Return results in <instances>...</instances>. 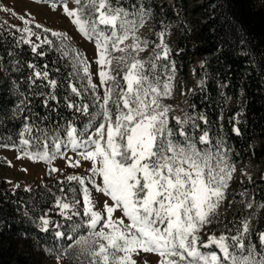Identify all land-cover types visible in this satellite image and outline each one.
Instances as JSON below:
<instances>
[{"label": "snow or ice", "instance_id": "snow-or-ice-1", "mask_svg": "<svg viewBox=\"0 0 264 264\" xmlns=\"http://www.w3.org/2000/svg\"><path fill=\"white\" fill-rule=\"evenodd\" d=\"M70 2L75 7L70 8ZM50 3L54 10L62 8L77 31L94 43L99 77V85L93 83L87 58L71 46L67 34L45 28L57 38L56 43L47 37L41 40L31 27L20 30L27 38L22 35L17 46L30 45L36 57L57 51L69 62L71 71L64 84L52 76V72L60 73L59 67L50 69L48 63L38 67L34 62L24 65L30 70L26 79L31 96L43 97L41 107L48 111L43 116L32 111L33 101L20 94L11 113L13 119L26 113L18 133V158L47 164L66 158L67 167L75 169L82 168L84 162L90 164L87 174L65 177L76 185L68 189L73 193L71 200L66 194L55 200L65 221L81 217V223L69 225L72 232L81 226L86 229L75 239L72 234L55 231L57 238L72 241L66 247L48 250L55 264H61L69 249L77 252L78 259L84 257L81 264H138L134 257L149 264L142 253L158 257L155 264H264V231L252 229L251 214L233 221L232 229L226 226L219 236L211 234L202 239L205 227L218 219L217 209L227 198L236 169L223 142L217 141L212 147L214 142L207 131L198 138L205 147H198L183 127L192 117H175L180 125L175 132L169 126L172 110L162 100L171 95L175 64L165 43L167 33H159L148 60L140 58L148 41L141 40L138 33L151 16V7L139 2L125 4L123 0ZM33 36L39 43L32 40ZM129 39L133 43L123 46ZM114 62L120 67H113ZM61 95L73 119L59 115ZM77 117L87 118L82 128L74 122ZM199 119L209 123L206 116ZM232 123L233 133L241 135L236 118ZM193 125L200 127L195 121ZM50 171L60 169L52 167ZM77 206L83 208L82 213ZM245 207L254 209V204L249 200ZM259 207L264 208V204ZM117 212L120 215H115ZM34 222L44 233L50 227H62L48 212ZM252 235L259 247L250 242ZM213 246L215 250L209 251Z\"/></svg>", "mask_w": 264, "mask_h": 264}, {"label": "trees", "instance_id": "trees-1", "mask_svg": "<svg viewBox=\"0 0 264 264\" xmlns=\"http://www.w3.org/2000/svg\"><path fill=\"white\" fill-rule=\"evenodd\" d=\"M162 1L123 0L125 4L139 2L151 7V16L156 22L154 30L158 35L149 36L153 45L159 40L161 23L167 25L173 18L177 34L168 44L173 49L170 59L178 75L185 77L188 69L193 68L201 80L200 85L195 84V91L187 95V110L180 117L192 119L183 127L197 140L203 131H207L214 143L222 141L230 163L242 171L256 167L250 181L245 180L241 188L227 194L231 208L228 218L220 226H216V222L212 224L213 234L219 236L226 226L232 229L233 221L248 214L254 217L252 229L264 231V208L259 207L264 204V0H192L194 6L188 11L190 15L172 7L169 11L170 5ZM183 3L186 2L183 0ZM22 35L25 36L19 30L0 29V150L19 146L18 133L25 123L23 116L26 113L14 119L11 113L16 110L21 93L33 101L32 111L41 116L48 111L41 107L43 97L31 96L26 79L30 70L24 65L34 62L38 67L44 63H48L50 69L59 67L60 73L52 72V76L64 84L71 71L69 62L57 51L50 50L46 57H36L30 45L17 46ZM51 40L59 43L56 38ZM43 48L48 50L47 45ZM200 61L202 66L198 65ZM59 115L73 119L64 106L62 95ZM201 116L207 117V125L200 121ZM234 118L236 126L241 128L239 136L232 131ZM194 121L199 128L194 127ZM74 122L82 128L87 118L77 117ZM171 127L177 130L180 125L173 121ZM67 185H64L61 197L72 186ZM58 191V186L57 190H52L46 186L6 188L5 182L0 184V264H36L32 252L59 249V245L69 243L57 238L55 231L72 234L73 238L86 232L83 226L76 232L69 227L72 223H81V217L65 221L58 214L55 207V200L60 198ZM241 193L246 194L241 196ZM72 196L73 193L68 191L69 200ZM249 200L254 209L245 207ZM45 212L62 227H50L49 232H41L34 221ZM250 242L259 247L255 235L250 237Z\"/></svg>", "mask_w": 264, "mask_h": 264}, {"label": "rangeland", "instance_id": "rangeland-1", "mask_svg": "<svg viewBox=\"0 0 264 264\" xmlns=\"http://www.w3.org/2000/svg\"><path fill=\"white\" fill-rule=\"evenodd\" d=\"M186 3H183V0H163L162 2H167L170 5L169 11L172 8L176 9V11L181 13H188L194 6V2L192 0H184ZM69 7H75L71 2L69 3ZM7 9V10H5ZM190 15V13H188ZM23 17V19H22ZM179 17V16H178ZM25 20L30 21L31 23L26 24ZM155 21L152 16L146 19L145 24L142 28L139 29V36L141 40L148 41V47L145 51L140 53V58L145 59L149 55L153 53V48L155 44L150 42L149 36L153 33H156L157 30H154ZM41 25L40 28L35 27V25ZM26 27H31L32 31L35 32L40 39H44L47 37L48 39L56 38L51 36L50 32H45L44 29L48 28L53 31L61 32L67 34L70 38L69 43L71 46L82 53L89 62L90 72L92 73V81L93 83L99 85V77L97 75V64L95 62L96 58V48L93 42L85 39L76 29V26L71 23V20L63 14L62 8L57 7L55 10L51 7L50 2L36 1V0H0V29H14L21 30ZM160 32L165 31L167 35L165 36V43L170 44L176 39L177 27L173 21V18L169 21V23L162 24L159 28ZM25 34V33H24ZM26 36V34H25ZM155 36H158L157 33ZM27 38V36H26ZM57 39V38H56ZM32 40L39 43L36 36L32 37ZM133 41L129 39L125 42L127 46L132 44ZM171 52H172V48ZM116 56H120L121 53H115ZM113 67H120V65L113 63ZM199 78L196 76L194 69H188V73L185 77H181L178 75V72H174V78L172 80V92L168 97L163 98L162 103L169 106L171 108V112L169 113L170 121L173 117L179 116L181 113L186 111V98L187 95L194 92L196 89L195 84L198 82ZM100 94L103 95V89H100ZM170 123V122H169ZM170 126V125H169ZM171 127V126H170ZM174 130V129H173ZM176 130H174L175 132ZM192 136L193 141H196L198 147H203L204 145H200L198 140ZM211 139V138H210ZM212 140V139H211ZM215 147V143L212 145ZM0 184L5 182L6 188H33L46 186L52 190L55 188H59L60 185H67L65 177L67 175L78 174L85 175L87 174L82 168L75 169L65 167L63 171H59L53 173L50 171L52 167H56V165L50 166L47 169L48 174H41L38 170L32 171L30 174H19L18 170H21L17 165H11L8 162V159L5 156H1L0 153ZM236 171L233 173V178L230 182V185L227 189V193L231 190L236 191L241 188V183L245 180L250 181V178H253L254 173H256V167L251 169L250 171H242V169L238 166H234ZM58 168V167H56ZM61 170V169H60ZM6 179V181L4 180ZM10 180L11 182H8ZM63 181V183H61ZM60 184V185H59ZM70 184V183H69ZM71 187H76V185L71 184ZM13 186V187H12ZM68 186V185H67ZM226 193V194H227ZM227 197V195H226ZM79 198V196H77ZM98 207V206H97ZM83 209L81 206H78V210L81 211ZM230 205L228 201V197L222 202L220 207L217 209V221L216 226L222 225L223 221H226L228 218V211L230 210ZM125 223H127L125 221ZM214 224V223H213ZM214 228L212 225L206 226L202 231V239L207 240L208 235L213 234ZM75 239V238H73ZM72 243V241H69ZM68 243V244H69ZM66 245H59V248L66 247ZM215 250V246L209 251ZM142 257L147 258L149 264H155V261L158 260L154 254H141ZM31 257L33 258L36 264H55L52 259V254L49 253L48 250H42L40 252L34 251L31 253ZM137 259L138 264H142V260L140 258L134 257ZM84 260V257L77 258V252L73 249H69L68 253L64 256L61 264H81V261Z\"/></svg>", "mask_w": 264, "mask_h": 264}, {"label": "crops", "instance_id": "crops-1", "mask_svg": "<svg viewBox=\"0 0 264 264\" xmlns=\"http://www.w3.org/2000/svg\"><path fill=\"white\" fill-rule=\"evenodd\" d=\"M1 156H5L8 159V162L11 165H17L20 167L21 170H18L17 173L26 175L27 173L30 174L32 171H39L41 174H48L47 169H49V164L45 162H33L30 159L24 158L19 159L18 157L21 155V152L18 150H9V149H2L0 150ZM68 155H73L72 153H68ZM75 158V157H74ZM1 160V158H0ZM56 167L61 169L60 171H63L65 167H67V160L66 158H57L55 162ZM90 167V164L88 162H84V165L82 169L87 173V169ZM65 171V170H64ZM6 181V179L4 178ZM8 182H11L8 180ZM13 187V186H12ZM111 203V201H109ZM97 206L99 207V201L97 202ZM115 215H120L119 212H117ZM127 222V220H125Z\"/></svg>", "mask_w": 264, "mask_h": 264}]
</instances>
